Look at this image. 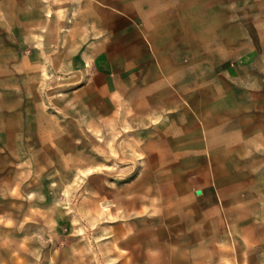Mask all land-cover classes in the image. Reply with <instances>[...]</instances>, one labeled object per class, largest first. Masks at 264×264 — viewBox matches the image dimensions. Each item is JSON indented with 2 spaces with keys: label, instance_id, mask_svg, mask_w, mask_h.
<instances>
[{
  "label": "rangeland",
  "instance_id": "374dc122",
  "mask_svg": "<svg viewBox=\"0 0 264 264\" xmlns=\"http://www.w3.org/2000/svg\"><path fill=\"white\" fill-rule=\"evenodd\" d=\"M108 1L0 0V127L18 136L2 169L0 264H264V197L232 207L222 235L201 229L138 149L127 94L67 74L61 61Z\"/></svg>",
  "mask_w": 264,
  "mask_h": 264
},
{
  "label": "crops",
  "instance_id": "0c3cea01",
  "mask_svg": "<svg viewBox=\"0 0 264 264\" xmlns=\"http://www.w3.org/2000/svg\"><path fill=\"white\" fill-rule=\"evenodd\" d=\"M96 8L93 33L62 65L72 76L114 81L115 97L127 94L143 127L138 149L191 199L199 227L222 235L232 207L264 197V0H110ZM30 61L19 59L17 70ZM17 137L0 127V188Z\"/></svg>",
  "mask_w": 264,
  "mask_h": 264
}]
</instances>
